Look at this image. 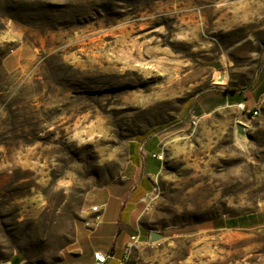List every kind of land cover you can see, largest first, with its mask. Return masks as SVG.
Wrapping results in <instances>:
<instances>
[{
    "label": "rangeland",
    "instance_id": "1",
    "mask_svg": "<svg viewBox=\"0 0 264 264\" xmlns=\"http://www.w3.org/2000/svg\"><path fill=\"white\" fill-rule=\"evenodd\" d=\"M261 87L264 0H0V264H85L137 190L124 264H264Z\"/></svg>",
    "mask_w": 264,
    "mask_h": 264
},
{
    "label": "crops",
    "instance_id": "2",
    "mask_svg": "<svg viewBox=\"0 0 264 264\" xmlns=\"http://www.w3.org/2000/svg\"><path fill=\"white\" fill-rule=\"evenodd\" d=\"M226 102H229L228 98H225ZM244 101L248 99L244 98ZM142 193L140 190L134 192L129 201L132 205L129 209L121 207L119 197L109 194L104 202L107 203V208L103 214L102 222L98 225L96 233L98 237L102 239V243L98 245H83L80 246V255L85 264L92 261V251L101 250L103 252H113L116 257H122L124 255V246L128 242L130 235L123 230L125 225H131L132 215L141 201ZM234 223V222H233ZM116 260H108L105 264Z\"/></svg>",
    "mask_w": 264,
    "mask_h": 264
},
{
    "label": "built area",
    "instance_id": "3",
    "mask_svg": "<svg viewBox=\"0 0 264 264\" xmlns=\"http://www.w3.org/2000/svg\"><path fill=\"white\" fill-rule=\"evenodd\" d=\"M264 99V93L262 96V100ZM237 107L240 110H245L246 112H249V109L246 106V103L241 101L238 102ZM251 115L257 114V108H254L251 110ZM107 208L106 202H101L98 204L91 205L89 207V212L93 214L91 217V221L86 222L87 226H90V231H93L96 229V227L102 222L103 214ZM140 242V232L137 229L135 233L130 235L128 242H126L124 246V255L122 257H116L113 252H103L101 250H93L92 251V261L88 264H105L108 260H116L117 264H124L126 260V254L135 247Z\"/></svg>",
    "mask_w": 264,
    "mask_h": 264
},
{
    "label": "water",
    "instance_id": "4",
    "mask_svg": "<svg viewBox=\"0 0 264 264\" xmlns=\"http://www.w3.org/2000/svg\"><path fill=\"white\" fill-rule=\"evenodd\" d=\"M222 77L223 75H220L218 80L221 81ZM236 133L239 139L248 140V136L246 135L244 128L241 125L236 126ZM160 238H161V234H159L158 232L150 233V236H149L150 241H156V240H159ZM19 261H20V258L15 256L11 262L12 264H17Z\"/></svg>",
    "mask_w": 264,
    "mask_h": 264
},
{
    "label": "trees",
    "instance_id": "5",
    "mask_svg": "<svg viewBox=\"0 0 264 264\" xmlns=\"http://www.w3.org/2000/svg\"><path fill=\"white\" fill-rule=\"evenodd\" d=\"M262 89H264V88L261 87V88L259 89V93L262 91ZM233 97L238 98V97H240V95L234 93V94L228 96V100H230V99L232 100ZM133 160H134L135 162H137V161H138L137 156H134V157H133Z\"/></svg>",
    "mask_w": 264,
    "mask_h": 264
},
{
    "label": "bare ground",
    "instance_id": "6",
    "mask_svg": "<svg viewBox=\"0 0 264 264\" xmlns=\"http://www.w3.org/2000/svg\"><path fill=\"white\" fill-rule=\"evenodd\" d=\"M224 79H225V78H224V76H223V77H222V80L224 81ZM222 80H221V81H222ZM221 81H220V82H221Z\"/></svg>",
    "mask_w": 264,
    "mask_h": 264
}]
</instances>
